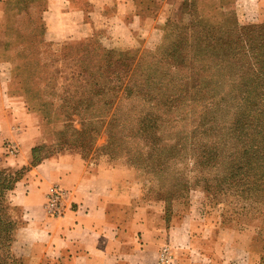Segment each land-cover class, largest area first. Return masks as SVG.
<instances>
[{
  "label": "rangeland",
  "instance_id": "374dc122",
  "mask_svg": "<svg viewBox=\"0 0 264 264\" xmlns=\"http://www.w3.org/2000/svg\"><path fill=\"white\" fill-rule=\"evenodd\" d=\"M164 1L140 2L144 12L149 13L158 11L162 3L166 5L165 17L162 16L163 21L158 24L160 31L144 28L130 35L108 27L97 29L88 37L62 36L55 40L45 35L43 9L46 0L4 1V14L0 20V62L4 70L7 68L8 93L22 101L37 120L35 129L29 133L35 139H31L34 143L27 149L29 163H5V156L14 157L20 153L19 146L9 141H5V152L0 155V169L5 168L14 182L5 193L8 207L4 210L11 221L9 251L16 259L13 264L28 263L23 256L26 249L14 243L15 233L24 221L20 207L10 201L11 191L15 183L40 160L63 153H77L90 165L114 168L117 178L127 184L131 193L138 194L139 202L154 206L160 204L158 208L163 211L161 219L165 230L176 224L181 227L179 233L182 237L191 231L190 243L193 245L187 246V242L180 244L181 258L187 255L185 250L190 247V250L196 249L194 264H208L211 259L213 264H220V253L228 250V254L234 256L238 245V248L243 246L244 250L257 255H249L243 264L253 261L264 264V185L253 192L243 186L224 187L218 192V178H228L227 172L218 174L227 157L223 156L218 164L208 165V154L202 155L203 160L199 150L184 142L209 143L210 138L204 136L203 129H196L202 121L198 112H202L207 105L211 110L219 108V113L224 114V100L217 106L210 103L221 101L227 85L213 89L210 96L204 99L203 106L192 99H185L179 104L173 102L169 109L123 95L115 96L112 103L103 104L100 109L99 102L85 109L83 106L75 109L65 103L69 100L68 103L74 105V100L79 98L74 96L77 91L73 87H64L67 90L61 87L60 76L70 75L71 64L67 61L72 62L78 57L74 51L77 44L100 42L107 48L136 53V56L148 55L147 60H150L151 54H168V46L160 48L165 30L169 28L167 20L178 25L199 16L218 30L225 27L223 13L237 21L233 0ZM261 6L259 16L245 17L241 24L264 26V3ZM178 29L174 26L172 33L178 32ZM211 84L213 87L214 82ZM68 93L71 96L66 95ZM105 95L109 96L108 93ZM99 98L94 97V101ZM148 111L161 117L157 132L164 134V139L157 152L151 151L149 144L135 135L137 119ZM179 141H182V146L168 153L166 144ZM227 163L228 160L225 165ZM15 177L17 179L13 181ZM151 209L153 218L155 211ZM162 251L166 253L168 250L163 247Z\"/></svg>",
  "mask_w": 264,
  "mask_h": 264
},
{
  "label": "crops",
  "instance_id": "0c3cea01",
  "mask_svg": "<svg viewBox=\"0 0 264 264\" xmlns=\"http://www.w3.org/2000/svg\"><path fill=\"white\" fill-rule=\"evenodd\" d=\"M4 1L0 0V20ZM233 1L241 19L259 16L264 3ZM140 2L46 0L45 35L50 40L81 38L108 27L130 35L144 28L160 31L158 24L165 17L166 5L162 3L158 11L149 13L144 12ZM6 70L0 62V155L5 152V141L14 143L20 153L5 156V163L24 165L29 163L27 149L34 143L29 133L37 120L22 101L9 95ZM55 186L62 192L61 213L57 216L44 208L46 196ZM138 199V194L131 193L117 178L114 168L90 165L77 153L44 158L15 183L10 194L11 203L20 207L24 221L15 233V246L26 249L23 256L28 264H194L195 248L188 247L187 255L180 257V244L193 245L191 231L187 229L189 233L182 237L181 227L176 224L165 230L160 204L149 205ZM151 208L155 211L153 218ZM249 255L257 256L236 245L234 256L228 250L220 253V264H243Z\"/></svg>",
  "mask_w": 264,
  "mask_h": 264
},
{
  "label": "trees",
  "instance_id": "16d2710c",
  "mask_svg": "<svg viewBox=\"0 0 264 264\" xmlns=\"http://www.w3.org/2000/svg\"><path fill=\"white\" fill-rule=\"evenodd\" d=\"M222 16L225 18L223 30L199 16L178 25L167 20L169 28L160 48L168 46V54H151L150 60L148 55L136 56V53L107 48L100 42L77 44L74 51L78 57L67 61L71 64L70 75L60 76L61 87H73L77 91L74 96L79 98L74 100V105L69 100L65 103L75 109L81 106L85 109L99 102L100 109L103 104L112 103L115 96L123 95L169 109L185 99L203 106L213 89L227 85L221 101L210 103L217 106L224 100V114L219 113V108L211 110L207 105L198 112L202 121L196 129H203L204 136L210 138L209 143L184 142L199 150L203 160L202 155L208 154V165L218 164L223 156L227 157V165L225 160L218 174L227 172L228 178H218V192L224 187L240 186L253 192L264 185V26L241 24L245 20L237 15L239 24L225 13ZM174 26L179 29L172 33ZM94 97L100 98L94 101ZM154 114L148 111L139 116L135 135L148 143L151 151L157 152L164 134L157 132L161 117ZM181 142L166 144L168 153L182 146ZM201 180L205 182V178ZM13 184L10 173L1 168L0 264L16 262L9 251L11 221L4 213L8 207L5 193Z\"/></svg>",
  "mask_w": 264,
  "mask_h": 264
},
{
  "label": "built area",
  "instance_id": "2783aa9c",
  "mask_svg": "<svg viewBox=\"0 0 264 264\" xmlns=\"http://www.w3.org/2000/svg\"><path fill=\"white\" fill-rule=\"evenodd\" d=\"M61 197L62 192L60 188L56 186L53 187L44 203V208L50 215H57L61 212Z\"/></svg>",
  "mask_w": 264,
  "mask_h": 264
}]
</instances>
